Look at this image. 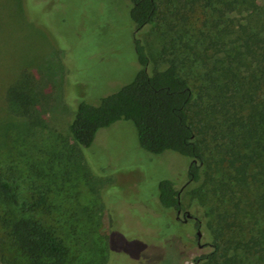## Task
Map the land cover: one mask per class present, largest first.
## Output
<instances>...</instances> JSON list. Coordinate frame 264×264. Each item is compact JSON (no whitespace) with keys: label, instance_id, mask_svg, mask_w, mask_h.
<instances>
[{"label":"trees","instance_id":"trees-1","mask_svg":"<svg viewBox=\"0 0 264 264\" xmlns=\"http://www.w3.org/2000/svg\"><path fill=\"white\" fill-rule=\"evenodd\" d=\"M127 1L135 31L154 24L172 2ZM182 9L201 20L205 49L213 51L210 64L209 55L201 60L206 85L193 84L176 60L150 72L146 48L136 40L141 69L133 81L97 104H79L60 150L31 166L36 180H21L13 166L5 169L0 161V243L16 254L10 264H70L73 249L89 243L79 202L76 206L58 183L83 178L90 185L83 151L92 148L100 130L120 121L133 123L145 151L191 159L194 199L204 208V229L213 244L212 253L200 258L205 264H264V0H186ZM36 79V72L24 74L7 89L10 116L38 119L43 107ZM210 136L216 142L212 149ZM158 193L162 208L181 209L174 181L161 180ZM101 236L113 264L120 251L113 239H127L108 225Z\"/></svg>","mask_w":264,"mask_h":264},{"label":"rangeland","instance_id":"rangeland-1","mask_svg":"<svg viewBox=\"0 0 264 264\" xmlns=\"http://www.w3.org/2000/svg\"><path fill=\"white\" fill-rule=\"evenodd\" d=\"M185 1L165 3L166 13L135 31L127 0H0V161L4 168L13 166L21 180H36L31 166L60 150L58 142L69 138V122L79 104H97L133 81L141 69L136 40L146 48L150 72L176 60L193 84L206 85L207 69L201 60L209 55L210 64L213 51L205 49L209 43L201 34L206 32L201 20L182 9ZM167 5L170 10L181 9V14H171ZM34 72L38 75L34 89L43 109L31 123L8 114L5 94L24 74ZM211 136L212 149L216 142ZM70 144L75 145L72 140ZM83 153L90 185L83 178L64 186L58 183L76 206L79 202L77 208L90 231V241L84 239L89 243L73 249L70 264H109L110 252L101 236L106 225L128 241L113 239L120 249L113 264L206 263L200 258L212 253L213 244L204 229V208L194 199L191 159L173 152L145 151L128 121L100 130L92 148ZM163 179L176 183L182 212L197 217L203 228L197 227L196 220L185 223L177 219L175 210L161 207L158 185ZM15 257L8 243H0V264H10Z\"/></svg>","mask_w":264,"mask_h":264},{"label":"flooded vegetation","instance_id":"flooded-vegetation-1","mask_svg":"<svg viewBox=\"0 0 264 264\" xmlns=\"http://www.w3.org/2000/svg\"><path fill=\"white\" fill-rule=\"evenodd\" d=\"M177 212V219L180 221H183L185 223H188L190 220L194 219L196 220L197 224H200L201 222L198 220L197 217H194L192 214L188 212H182V209L175 210ZM199 230V229H198ZM200 231V230H199ZM199 231L197 232V238L200 240L201 237H199ZM202 246V245H201Z\"/></svg>","mask_w":264,"mask_h":264},{"label":"water","instance_id":"water-1","mask_svg":"<svg viewBox=\"0 0 264 264\" xmlns=\"http://www.w3.org/2000/svg\"><path fill=\"white\" fill-rule=\"evenodd\" d=\"M202 236V234H201V232L199 231V237H201Z\"/></svg>","mask_w":264,"mask_h":264}]
</instances>
